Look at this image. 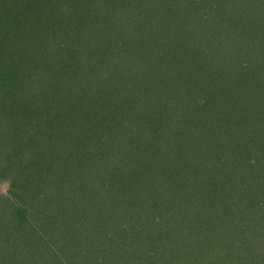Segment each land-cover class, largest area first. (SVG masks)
<instances>
[{
	"label": "trees",
	"instance_id": "1",
	"mask_svg": "<svg viewBox=\"0 0 264 264\" xmlns=\"http://www.w3.org/2000/svg\"><path fill=\"white\" fill-rule=\"evenodd\" d=\"M262 2L264 0H36L35 3L0 0V154L6 155L4 171L9 175L14 172L12 158L17 148H24L29 131L38 134L43 145L55 148L60 144L58 151L73 152V158L78 156L73 161L69 158L71 163L64 169L72 168L69 170L75 172L73 175L80 173L85 179L91 171L88 167L98 163L101 153V158L110 159L118 152L129 155L131 150L137 161L139 157L143 161L150 154L155 160L163 159L166 154L156 153L155 148L171 141L157 128L145 133L141 130L143 127L145 131L153 130L157 124L138 119L151 109L158 126L173 127L166 131L178 136L188 153L193 152V145H199L197 156L205 161L202 177L193 179L199 188L187 185L183 188L205 195L208 204L205 238L201 240L193 234V227L182 220L175 222L170 216L164 219L161 212L164 204L153 189L147 191L156 202L153 210L145 206L144 201L139 203L144 194L142 190L130 188L136 193L138 201L135 202V197L122 199L115 190L120 200L118 204L133 201L127 215L134 218L127 219L125 227L120 222L115 223L118 231L127 232L129 239L114 256L115 262L121 263L117 259L129 253L131 229L133 234L130 235L135 236L136 230L142 233L138 236L141 240L136 242L143 248L141 252L149 255L159 254L161 244L173 236L168 245L178 249L180 261L188 256L186 264H199L192 257L188 242L198 237L192 251L205 253L202 256L205 264H264ZM170 55L175 58L171 59ZM218 57L222 58L215 63H223L225 74L219 75L213 68L205 67ZM47 58L51 59V65L65 71L66 79L53 81L39 75L44 74L45 65L41 62ZM110 60H113L110 67L101 66L109 64ZM179 61L198 73L184 79L176 68ZM147 67L154 71V77H148ZM164 70L166 75L159 77ZM199 90H205V94L204 91L200 94ZM178 93L182 95L177 104L187 101L185 95L189 94L188 102L193 106L187 104L179 108L173 100L170 102ZM214 105L217 107L212 109ZM41 106L51 108V116L46 121L39 120L40 115L35 111ZM190 108L202 115L200 121L190 118L179 128L183 123H179L178 113L186 112L190 117ZM119 116L131 122L130 127H135L134 121L138 127L142 126L134 128L136 132L140 129L139 133L134 137L129 134L132 137L129 140L119 134L105 135ZM201 119H205V130L199 134L202 142L198 141L197 134L203 124ZM116 127L122 131V127ZM177 153L183 160L187 159L179 152V146ZM134 162L129 161V164ZM99 171L104 180L110 182L112 191L121 170L110 164ZM20 173L24 174L21 170ZM67 174L70 177L71 174ZM132 182L130 179L131 185ZM68 194L69 191L66 196ZM65 212L69 224L77 222L80 215ZM133 223L140 228H135ZM53 225L57 228L58 223ZM26 228L36 233L29 223L22 232ZM160 254L161 264H173L174 253ZM5 258H9V253L5 257L0 255L1 261ZM146 261L144 264L155 262Z\"/></svg>",
	"mask_w": 264,
	"mask_h": 264
},
{
	"label": "rangeland",
	"instance_id": "2",
	"mask_svg": "<svg viewBox=\"0 0 264 264\" xmlns=\"http://www.w3.org/2000/svg\"><path fill=\"white\" fill-rule=\"evenodd\" d=\"M30 1L33 3L36 2V0ZM261 6H263L264 10V2L261 3ZM115 13H117V10ZM65 21L66 20H64V22ZM170 56L171 59L175 58L174 55ZM221 58L222 57L216 58L215 61H212L209 65L205 62L207 65L205 67L207 69L213 68L219 75L225 74V71L222 69L223 63H215ZM42 60L43 59H41V61ZM168 60L169 57L167 58V61ZM50 61L51 59L47 58L45 61L41 62L45 65L43 70L44 74L40 72L39 75L45 76L46 79L53 81L57 79H66L65 71L60 68V66L54 67L51 65L52 62ZM112 61L113 60H110L109 64L103 63L101 66L110 67ZM142 65H144V63H142ZM176 68L179 72L178 74L182 75L184 79L187 80L191 73H198L192 68L183 65L181 61L176 63ZM153 72L151 68L147 67L146 73L147 75L149 74L148 77L150 75L154 77ZM166 73L167 71L164 70L159 74V77L166 75ZM147 79L149 80V78ZM167 79L171 82L173 81L172 78ZM178 85H180V83ZM49 86H51L50 83ZM202 91H204L205 94V90H199L200 94L203 93ZM181 95L180 93L174 94L170 102L173 100V104L178 105L177 107L179 108L187 104L189 107L193 106L190 105L191 102H188L187 97H190L189 94L185 95L187 96L185 98L187 101H182V103L180 102L177 104L176 102ZM215 107L217 106H212V109ZM218 108L220 111L221 107ZM35 111L40 115L39 120L43 121H46V119L51 116L50 114L52 112L49 106L37 107ZM171 111L173 112L174 110ZM189 111H192L190 112V117L186 112L178 113L179 123H183L182 126L179 125V128L184 127L186 120L189 119L188 121H190V118L192 120H195L193 118H197L200 121L202 115L196 111V109L190 108ZM147 112L150 114H147ZM153 113L154 111L150 109V111H146L138 116V119H140L139 122L143 119L149 122H155L154 124L157 125L152 127H155L153 130L147 128L145 131V127H138L135 121L134 125L137 128L141 127L142 129H140L148 134L152 131H156L157 128L171 141L163 143L160 148H155L156 153L166 154L163 159L159 157L155 160L154 157H152L153 155L150 154L143 158V161L141 157H139L137 161L133 157L135 153L131 150H129L131 152L129 155H123L122 152H118L116 156L110 159L101 158V153L97 160L98 163L88 167L89 171H91L89 172L88 178L85 179L80 173L73 175L75 172L73 171L74 173H72V168H69L71 170L64 169L67 168V163H71L70 159L71 161H73V159L76 160L78 156L73 158V152L69 153L66 150H64V152L58 151L57 148L60 144H57L55 148L51 147V145H43V143H41V137L38 134H34L35 132L31 133V131H29L28 134L29 139L24 140V148H17L13 158L9 155V158H12L14 164V172L11 175H9L7 171H4L6 165L3 157L6 155L0 154V255L3 254V257H5V254L9 253V258H5L3 261H1V259L0 264H9L11 261L14 262V264H144L147 262L146 260H154V264H161L162 256L160 253L166 255L167 251L175 254L173 264L188 263V256L180 261L181 257H177V253L179 252L178 249L168 245L169 243L171 244L170 241L173 239V236L168 239V242L161 244V252H159V254L155 253L149 255V253L141 252L143 248H141V246L139 247V241L136 242V240H141L138 236L141 237L142 233L136 230V232H134L135 236L130 235L133 234L130 233L131 229L128 232V236L132 241V245L130 244L131 248H128L129 246L127 247L129 253L117 259V261H121V263H117L114 260V256L122 251L126 242L127 244L129 243V239L126 238L127 232L124 229L118 231L115 223L120 222L121 226L125 227L128 220H134V218H129L127 215L133 208V201L131 200L118 204L117 201L119 202L120 200L114 194L116 193L115 190H118L117 193L122 199L126 196L135 197L134 202L135 200L138 201V199L136 198V193H133L130 188L135 187L138 190H142L144 194L141 195L139 203L144 201L143 204L151 208L156 202L148 195L147 191L153 189L157 192L158 197L163 202L162 204H164V206H162L163 210H161L165 215L164 219L170 216V220L172 221L179 222L182 220L193 227V234H196L201 240L205 238V209L208 207L205 195L195 194V192L189 190L185 191L183 188L187 186H191L195 189L199 188L198 184L194 183L193 180L194 178L202 177L201 171L204 170L205 165L204 159L197 156V148L199 145L198 143L193 145V152L190 151L188 153V148L180 144L178 136L167 132L172 130L173 127L170 128V126H165L164 129L158 126V119L153 117ZM117 114L120 115L119 112ZM201 121L203 124L201 128L197 129L198 135L205 130V119H201ZM116 126L122 127V131L117 130L118 127ZM130 126L131 122L119 116L113 123V128L107 129V131L105 130V135L107 134L108 136L114 137L119 134L122 135L124 139L128 137L129 140V138H132L129 134H134V137L140 130L138 129L136 132L134 129L135 127ZM31 135L33 136L32 138H30ZM201 139H203L202 136L199 137L198 141L202 142ZM44 140L46 141V139ZM76 141H78V139H75V142ZM178 146L179 152L185 155L187 159L183 160L182 157L178 155ZM20 150H22V152H19ZM188 159L193 160L189 161ZM129 161L135 162L129 164ZM110 164L112 167L118 166L121 170V172H119L120 175L116 177L118 180L113 186L114 188L112 191L109 190L108 184L110 182H106L104 180L105 177L101 176L99 171L102 167L107 169ZM128 166H130V170ZM23 168L24 170H22ZM58 168H60V170ZM134 169H136V173H133L135 172ZM20 170L24 174H21ZM55 170L57 173L54 172ZM65 171L71 174L70 177H68ZM130 179L134 182H132L133 185L129 183ZM210 182L211 181H206V183ZM39 186L41 187L38 190L37 188ZM68 191L69 194L66 196ZM199 191L200 190L196 192ZM144 198H146V200ZM65 211L73 212L74 215L77 213L76 216L80 215L77 222L74 221L73 224H69V218H67L68 215ZM26 223H29L35 229L36 233L32 232L34 230L28 228L22 232V228L24 229ZM54 223H58L57 228H54ZM134 227L140 228V225L136 226V224H134ZM181 232L183 233V231ZM198 237L189 239L188 242L191 244L189 250L193 254L192 257L195 258L199 264H201V262L205 264L202 257L205 256V253L202 254L200 250L197 253L192 251L193 245L196 246V243H198ZM152 238L148 240L150 241ZM180 242H187V240H180ZM134 243L135 245L133 247ZM190 251H187L188 255ZM152 256L153 258H151ZM170 256H172L171 253Z\"/></svg>",
	"mask_w": 264,
	"mask_h": 264
}]
</instances>
